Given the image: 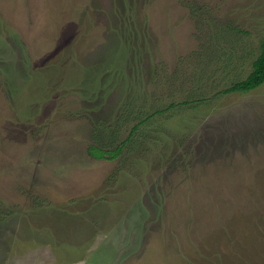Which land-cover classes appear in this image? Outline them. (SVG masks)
<instances>
[{"label":"rangeland","instance_id":"374dc122","mask_svg":"<svg viewBox=\"0 0 264 264\" xmlns=\"http://www.w3.org/2000/svg\"><path fill=\"white\" fill-rule=\"evenodd\" d=\"M263 47L264 0H0V264H264Z\"/></svg>","mask_w":264,"mask_h":264},{"label":"trees","instance_id":"16d2710c","mask_svg":"<svg viewBox=\"0 0 264 264\" xmlns=\"http://www.w3.org/2000/svg\"><path fill=\"white\" fill-rule=\"evenodd\" d=\"M264 83V47L262 48L259 55L255 58V60L252 63V70L248 74V76L244 79L235 81L231 86L228 88L223 89V92H235V91H241L246 92L249 90H252L261 84ZM119 149L116 150V152L109 151H98L96 152L94 149H90V153L96 157V158H116L117 153Z\"/></svg>","mask_w":264,"mask_h":264}]
</instances>
